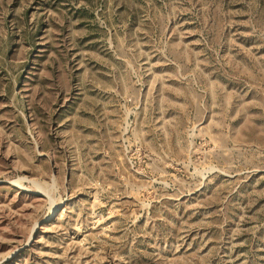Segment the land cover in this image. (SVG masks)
Returning <instances> with one entry per match:
<instances>
[{
	"label": "rangeland",
	"instance_id": "1",
	"mask_svg": "<svg viewBox=\"0 0 264 264\" xmlns=\"http://www.w3.org/2000/svg\"><path fill=\"white\" fill-rule=\"evenodd\" d=\"M0 264H264V0H0Z\"/></svg>",
	"mask_w": 264,
	"mask_h": 264
}]
</instances>
